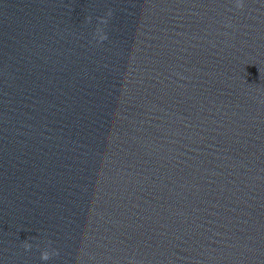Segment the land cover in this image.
I'll list each match as a JSON object with an SVG mask.
<instances>
[{"label": "clouds", "instance_id": "clouds-1", "mask_svg": "<svg viewBox=\"0 0 264 264\" xmlns=\"http://www.w3.org/2000/svg\"><path fill=\"white\" fill-rule=\"evenodd\" d=\"M236 7L237 8H241V9L244 7L242 0H237ZM108 15H111V12H109ZM101 23L106 24L107 20L101 19ZM101 32H102V30L100 28H97V33H101ZM106 38H107L106 35L102 34L100 39L104 40ZM24 247H25V249H28V248L31 247V245L28 244L27 242H25L24 243ZM57 254L58 253L55 250H53L52 252H49L48 250H44V251L41 252V259L44 260V261H47V260H49L51 258L52 255H57Z\"/></svg>", "mask_w": 264, "mask_h": 264}]
</instances>
